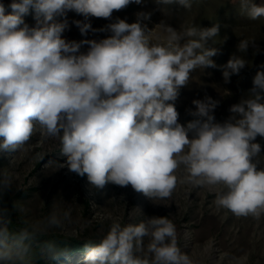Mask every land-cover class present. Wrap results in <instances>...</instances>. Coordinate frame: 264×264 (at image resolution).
I'll use <instances>...</instances> for the list:
<instances>
[{"label":"clouds","instance_id":"1","mask_svg":"<svg viewBox=\"0 0 264 264\" xmlns=\"http://www.w3.org/2000/svg\"><path fill=\"white\" fill-rule=\"evenodd\" d=\"M159 2L192 7V0ZM133 3L143 0H12L10 14L0 4V153L23 150L38 133L59 143L66 157L61 167L86 176L97 190L130 186L155 203L169 200L180 184L218 188L217 213L260 220L264 167L256 157L262 153L257 137L264 138V97L257 89L264 91V70L253 78L251 97L230 106L225 121L216 122L212 113L219 102L205 97L192 101L195 119L182 125L175 101L193 71L217 67L211 58L219 49L209 42L219 36V23L178 30L161 21L148 29L142 21L150 13H138L134 23L117 18L101 29L75 21L82 35L108 33L76 42L63 38L67 23L56 20L66 11L111 20L114 11ZM239 4L250 19L264 17V4ZM30 8L33 27L23 19ZM156 28L163 35L154 37ZM250 46L254 40L240 39L237 49L246 53ZM246 63L233 55L223 66L225 83ZM12 184V174L0 170V194ZM69 217L70 209L52 212L11 233V221L0 215V264H35L37 237ZM84 251L83 264H199L182 251L177 227L166 216L138 224L113 221L99 243L85 244ZM38 254L59 256L51 244Z\"/></svg>","mask_w":264,"mask_h":264},{"label":"rangeland","instance_id":"2","mask_svg":"<svg viewBox=\"0 0 264 264\" xmlns=\"http://www.w3.org/2000/svg\"><path fill=\"white\" fill-rule=\"evenodd\" d=\"M253 2L264 4V0ZM11 3L12 0H0L5 14L12 12ZM138 13L151 14L150 19L142 21L148 29H153L161 21L178 30L220 24L219 36L214 38V42H209V46L219 49L218 54L211 58L217 67L196 69L191 73L189 84L180 89L175 101L179 123L186 126L195 119L190 115V111H195L193 100L211 97L218 101L212 114L216 122H223L231 115L230 106L242 98L251 97L253 78L257 71L264 70L261 67L264 65V17L250 19L241 10L239 0H192L190 9L176 3L143 0L142 4L133 3L123 10L114 11L111 20L95 17L86 20L75 11H66L56 20L67 23L63 38L80 42L105 38L108 33L89 31L82 35L75 21L101 29L117 18L134 23ZM35 17V10L30 8L23 19L33 27L37 23ZM156 35H163L159 28L154 30L153 36ZM240 39L254 40L255 46H250L246 53H240L237 49ZM86 50L87 45L80 49L81 52ZM233 55L243 57L247 63L239 74L231 75L229 82L225 83L223 66ZM257 91L264 97V91ZM257 142L262 145L264 139L258 138ZM256 160L259 167H264L262 153ZM65 161L59 143L44 140L38 133L23 150L11 155L0 153V170H7L13 178L12 188L0 194V215L11 221L8 228L14 227L17 233L25 226V221L33 224L52 212L62 215L70 209V217L62 227L44 231L37 237L35 248L39 247L40 239L55 235L79 240L83 246L95 245L113 221L122 225L138 224L148 217L166 216L177 227L182 251L192 255L199 264H264V217L255 220L252 217L238 218L226 211L217 213L213 202L218 188H193L180 184L169 200L153 203L130 186L108 184L97 190L88 183L86 176L82 178L61 167ZM178 175L182 177L183 171ZM40 227L44 226L41 224ZM147 242L145 238V244ZM84 254L85 251H80L66 262L83 264Z\"/></svg>","mask_w":264,"mask_h":264},{"label":"trees","instance_id":"3","mask_svg":"<svg viewBox=\"0 0 264 264\" xmlns=\"http://www.w3.org/2000/svg\"><path fill=\"white\" fill-rule=\"evenodd\" d=\"M260 137H257V139ZM264 139V138H260ZM262 146V154L264 155V144ZM14 227H10L9 231L11 233L14 232L13 230ZM16 233V232H14ZM39 247L35 248V251L37 252V255L35 257V262L37 264H68L66 261L67 259L80 252L84 251V246L81 244L79 240L68 238L66 236H50V237H45L44 239L39 240ZM51 244L53 246V253L54 254H59L58 258L56 259H51V258H41L39 256V249L40 247H45L46 245Z\"/></svg>","mask_w":264,"mask_h":264}]
</instances>
